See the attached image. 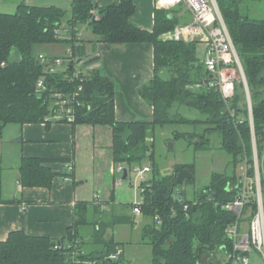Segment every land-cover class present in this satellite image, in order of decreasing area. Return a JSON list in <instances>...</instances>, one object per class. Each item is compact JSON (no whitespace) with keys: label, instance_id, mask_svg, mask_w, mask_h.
<instances>
[{"label":"trees","instance_id":"trees-1","mask_svg":"<svg viewBox=\"0 0 264 264\" xmlns=\"http://www.w3.org/2000/svg\"><path fill=\"white\" fill-rule=\"evenodd\" d=\"M240 2L218 0L246 73L253 126L244 94L239 92L233 98L231 107L236 116L232 117L221 93L212 82L206 83L210 74L197 56L198 42L161 37L182 24L174 9L156 11L153 31L130 21L136 10L133 0L104 7H97L93 0H72L71 15L56 5H30L25 1L18 4L14 13L0 11V139L9 124L46 123L49 126L46 117L55 111L53 94L71 93L82 85L73 124L110 126L116 164H123L128 170L135 165L152 164L151 177L141 183L140 213L147 219L142 228V241L151 246L152 264H205L204 259L210 253L226 256L232 250L226 228L235 220V215L224 204L238 191L235 185L243 163H247L249 174L255 175L253 139L264 201V17L253 19L243 14ZM96 8L98 17L92 13ZM84 25L92 36H79ZM97 42L111 46L154 45V76L139 87V94L154 108L152 121L117 119L116 81L99 69L84 70L100 60L98 55L90 56L87 51L88 44ZM51 44H65L71 54L66 57L69 60L65 69L57 73H50L39 57L40 49ZM75 69L81 71L78 78L72 76ZM40 79L45 89L37 87ZM175 104L196 110L199 116L192 118L173 112ZM167 125L191 127V130H174L173 140H185L194 145L195 151L206 150L211 143L208 135L218 134L221 149L230 156L229 169L214 172L210 181L192 196L179 189L178 174L188 169L193 177L185 182H194L195 164L176 163L170 173L162 172L156 160L153 135L158 126ZM55 161L66 159L23 157L19 166L20 183L26 187H51L57 173L47 164ZM1 174L0 167V187ZM63 174L64 179L72 177L68 170ZM249 199L246 209L256 212L255 195ZM100 211V205L77 203L73 224L59 239L32 235L25 228L10 232L7 239L0 240V264H120L123 254L119 260L110 256L119 249L123 251L124 244L109 235L108 230L117 224L134 226L136 220L126 213H113L107 220L90 219L93 213L100 217ZM79 260L87 263H78Z\"/></svg>","mask_w":264,"mask_h":264},{"label":"crops","instance_id":"crops-1","mask_svg":"<svg viewBox=\"0 0 264 264\" xmlns=\"http://www.w3.org/2000/svg\"><path fill=\"white\" fill-rule=\"evenodd\" d=\"M120 1L93 0L97 7ZM133 1L136 10L130 21L139 28L153 31L156 11L160 10L155 0ZM173 9L182 24L192 21V14L184 6ZM90 45L93 50L89 55H98L100 60L84 70L99 69L116 81L117 119L152 121L154 108L139 94V87L154 76V45L131 43L111 46L104 42ZM18 135L14 139L12 161L0 152V240L7 239L10 232L22 228L32 235L59 239L73 224L79 202L100 205L101 210L115 208L119 211L116 205L121 203L120 197L126 189L124 183L116 185L117 180L123 179L124 172L117 169L113 159V131L110 126L75 125L62 119H51L49 126L46 123L20 126ZM23 157L64 158L66 161L47 164L57 173L51 187H26L19 181V166ZM67 163L74 166L70 180H65L63 174L67 171ZM96 193L100 195L99 203L94 201ZM119 212L123 214V211ZM123 252L124 256L125 246Z\"/></svg>","mask_w":264,"mask_h":264},{"label":"built area","instance_id":"built-area-1","mask_svg":"<svg viewBox=\"0 0 264 264\" xmlns=\"http://www.w3.org/2000/svg\"><path fill=\"white\" fill-rule=\"evenodd\" d=\"M155 3L158 9L167 10L182 5L192 14L191 22L176 25L173 30L169 33H164L162 37L164 39L205 43L206 57L203 62L209 74L213 75L211 82L221 93L227 111L232 117H235L236 112L231 107L232 100L237 93L244 94L249 121L253 126L252 99L244 66L217 1L155 0ZM68 51L70 53V50ZM39 57L41 63L45 64L50 73L64 70L69 60L63 55H47L45 53H40ZM79 62L77 61L76 64L79 65ZM80 74L81 71L75 69L72 76L78 78ZM37 87L39 89L46 88L42 79L37 82ZM82 88V85H80L78 89L71 93L55 92L53 94L55 111L52 115L46 117V121L62 119L74 122L76 106L80 104L77 97L80 95ZM253 146L255 152V175L251 176L247 163H243L240 168L239 181L235 185L238 191L232 200L224 204V208L235 215V220L226 228V234L232 242V250L226 255L227 260L231 264H253L251 254L256 252L259 253L262 264H264V201L261 189L260 165L259 160H257L258 156L254 139ZM66 169L72 172L74 169L73 164L67 163ZM117 169L122 172L126 169V178H129V184L134 185V187L139 188L141 191L143 190L141 183L148 180V174H151L153 171L150 162L135 165L130 170L125 168L123 164H117ZM125 179L117 180L116 185H122ZM65 180H70V178L65 177ZM231 188H234V186L231 185ZM252 194L256 197L257 210L253 212L249 209L252 216L249 223L250 228L248 232H244L242 231L241 220ZM94 201L96 203L100 202V195L98 193L94 195ZM187 208L188 204L185 205V209ZM133 213H141V203L134 202ZM122 252V249H119L110 258L118 259V256Z\"/></svg>","mask_w":264,"mask_h":264},{"label":"rangeland","instance_id":"rangeland-1","mask_svg":"<svg viewBox=\"0 0 264 264\" xmlns=\"http://www.w3.org/2000/svg\"><path fill=\"white\" fill-rule=\"evenodd\" d=\"M22 1L30 5H56L66 9L71 15V2L72 0H0V11L5 13H14L17 10L18 4ZM218 3V0H216ZM226 1V0H219ZM230 1V0H227ZM240 10L243 14L250 16L253 19H262L264 17V0H240ZM219 5V4H218ZM94 16L98 17L97 10L92 12ZM87 25L82 26V31L79 33L80 37L87 38L91 35V30L86 29ZM86 29V30H85ZM173 30V29H172ZM171 31V30H170ZM170 31L166 32L169 33ZM165 33V34H166ZM205 43H197V56L203 61L206 57L205 55ZM93 50L92 45L88 46V54ZM40 51L47 55L60 54L65 57H71V54L68 51V48L65 44H51L44 45ZM164 75H166L164 73ZM179 111L183 114H186L189 117L199 116L198 111L189 109L185 106L175 104L173 112ZM18 124H9L5 130L3 137L0 139V152L5 155V158L12 161V153L15 150V138L19 135ZM174 130H191V127L184 125H167V126H158L154 133V146L156 153V160L158 164L162 167V172L167 174L172 171L173 165L176 163H194L196 176L194 182H184L179 185V189L186 190L189 196L193 195V192L197 189H200L202 186L207 184L214 172H223L229 169L228 161L230 156L221 149L220 142L221 139L216 133L208 135L211 138V143L206 150L195 151L194 145L189 144L185 140H173ZM11 158V159H10ZM257 160H259L257 158ZM259 162V161H258ZM241 168V166H240ZM264 170V165H262ZM152 175L148 174L150 178ZM124 188L126 191L121 195V203L116 205L117 208H120L119 211L126 213L128 215H133L136 224L134 226L117 224L109 228V235H114L115 239L122 241L125 246V254L123 256L122 262L120 264H152V249L149 244L143 243L142 241V228L146 222L141 214L133 213V204L134 202L142 203L143 194L141 190L134 185L129 184V178H126L124 181ZM122 205V206H121ZM111 207V206H110ZM123 207V208H122ZM115 209V208H114ZM111 209L101 210L100 217L97 214H91L90 219H109L112 214L118 213L119 211ZM250 210L245 209L241 224L242 231H249V223L251 220ZM88 227H92L89 225ZM123 252L118 256L119 260ZM76 254H74L75 256ZM251 259L253 264H262V259L259 253H252ZM227 256L220 252H213L206 256L204 263L208 264L214 262L216 264L226 263ZM87 263L86 261H78V263Z\"/></svg>","mask_w":264,"mask_h":264},{"label":"water","instance_id":"water-1","mask_svg":"<svg viewBox=\"0 0 264 264\" xmlns=\"http://www.w3.org/2000/svg\"><path fill=\"white\" fill-rule=\"evenodd\" d=\"M212 78H213V75L210 74L208 79L206 80V83H210ZM126 177H127V170L125 169L123 178L125 179ZM192 177H193L192 173L188 169H184L178 174L176 183L183 184L187 179H192Z\"/></svg>","mask_w":264,"mask_h":264}]
</instances>
